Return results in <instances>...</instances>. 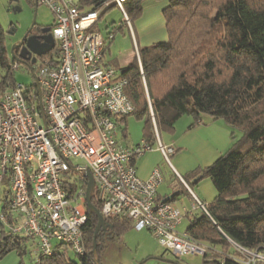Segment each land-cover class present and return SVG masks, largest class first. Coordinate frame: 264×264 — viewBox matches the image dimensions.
<instances>
[{
	"label": "built area",
	"instance_id": "obj_1",
	"mask_svg": "<svg viewBox=\"0 0 264 264\" xmlns=\"http://www.w3.org/2000/svg\"><path fill=\"white\" fill-rule=\"evenodd\" d=\"M126 1L112 0L105 7L118 5L132 31ZM37 2L54 14L56 44L36 64L42 103L37 86L17 83L0 95V224L10 237L32 239L39 254L52 256L63 246L66 258L69 251L84 255L90 222L84 176L90 171L106 221L130 219L133 228L150 232L177 259L205 256L209 249L178 228L187 215L200 211L210 216L208 204L182 179L192 198L190 209L159 201L161 172L156 169L142 179L135 166L155 148L170 163L176 148L162 143L156 127L154 146L143 140L127 147L119 139L116 119L132 115L135 107L125 93L127 81L104 54L106 39L96 28L103 9L83 11L77 0ZM13 67L17 70L19 64ZM70 172L84 182L71 198L65 189ZM240 250L244 264L264 261V253Z\"/></svg>",
	"mask_w": 264,
	"mask_h": 264
},
{
	"label": "trees",
	"instance_id": "obj_2",
	"mask_svg": "<svg viewBox=\"0 0 264 264\" xmlns=\"http://www.w3.org/2000/svg\"><path fill=\"white\" fill-rule=\"evenodd\" d=\"M110 1L77 0V4L83 11L103 9V16L116 5L106 8ZM145 1L124 3L132 26L142 15ZM156 1L167 3L163 15L168 40L139 47L142 68L137 57L123 68L107 62L127 81L125 93L135 107L132 115L116 122L119 127L128 117L144 121L143 140L153 146L157 143L155 127L160 135H172L176 122L185 116L193 119L191 129L210 117L242 133L211 166L193 170L183 180L193 190L201 180L210 178L217 192L208 204L210 216L200 211L185 216L189 237L223 254L217 257L209 250L203 264H244L246 255L240 249L264 253V0ZM124 26L128 27L125 22ZM5 36L0 25V95L18 83L13 67L18 62L10 58ZM26 65L30 73L36 74V65ZM30 87L36 88L35 81ZM123 134L126 136L125 128ZM75 178L72 172L65 178L69 198L84 183L79 176ZM179 181L183 190L176 191L169 202L185 193L190 196ZM92 203L101 210L98 191ZM97 222L96 216H90L84 233L86 252L75 254L79 261L66 258L64 250L68 248L59 246L52 256L39 254L36 264H95L93 238ZM109 222L112 227L97 237L101 263L106 244L120 241L133 229L128 218L117 217ZM0 229V259L16 252L24 264L28 243H36L28 237L8 236L1 224Z\"/></svg>",
	"mask_w": 264,
	"mask_h": 264
},
{
	"label": "rangeland",
	"instance_id": "obj_3",
	"mask_svg": "<svg viewBox=\"0 0 264 264\" xmlns=\"http://www.w3.org/2000/svg\"><path fill=\"white\" fill-rule=\"evenodd\" d=\"M35 10L36 4L33 0H0V25L5 30V44L9 52L12 47L20 43L28 34L35 17ZM54 22L55 17L50 8L38 5L36 25L48 28L53 27ZM124 22V14L121 8L118 5H114L103 14L97 23L96 28L106 39V47H108L105 54L106 60L115 64L118 63L120 66L127 64L135 55L138 59L140 68H142L140 57L137 55L139 52L137 53V47L134 44L132 32L128 27L124 26ZM111 35H114L113 40H109ZM14 78L19 84H23L27 87L34 84V78L30 73L28 66L24 63H20V68L15 71ZM143 126L144 121L137 120L134 117L128 118L130 139L126 144H133L140 142V140L141 142L143 141ZM230 131V139H232L231 141L233 143L241 138L242 133L238 130L230 128ZM161 136L163 139H169L172 135L171 133H164ZM209 147L211 148V146ZM227 150L222 153L213 150L210 155L202 151H190L184 154V166L186 165L192 170L206 168L211 166L217 159L224 155ZM171 161L174 163V159L171 158ZM165 164L175 177L171 165L168 162ZM172 175H170V180H172ZM179 180L180 179L175 177L173 183L179 184ZM199 185H202L205 189H209L210 187V189L216 193V189L210 178H205L194 186L193 189H195V192H197L196 187ZM169 189L170 187L165 184L161 190L162 194L169 192ZM188 196L189 195H186V193L179 196L177 201H175V204L179 208L186 207L190 209L192 198L190 196V198H188ZM187 225L188 220L185 218L179 230L184 231ZM53 244L55 245L56 242L54 241ZM106 245L108 247L101 256L102 264H203L204 261L203 256L200 255L177 259L162 248L150 232L146 230L138 231L135 228L123 235L120 241L110 242L109 245ZM210 251L217 257L223 256V254H219L214 250ZM38 255V246L36 244L32 245V243H28V254L23 256L24 264H36ZM68 256L73 260L79 261L78 257L72 251H69ZM19 262H21V259L18 254L16 252H11L2 261V264H19Z\"/></svg>",
	"mask_w": 264,
	"mask_h": 264
},
{
	"label": "crops",
	"instance_id": "obj_4",
	"mask_svg": "<svg viewBox=\"0 0 264 264\" xmlns=\"http://www.w3.org/2000/svg\"><path fill=\"white\" fill-rule=\"evenodd\" d=\"M166 6V2H158L156 0H146L144 2L143 13L140 18L135 21L134 25L132 26V31L130 30L133 35L134 44L137 47V51L139 47L149 46L168 40V33L166 29L167 25L163 15V10ZM134 58L135 55L127 64L120 66H128L130 63H132ZM128 118L123 121V123L119 124V139L124 146L134 147L139 144L141 140L140 142L133 144H126V142L130 139ZM192 124L193 119L191 117H183L176 122L175 132L169 137V139H163L161 136V141L163 144L174 146L176 148L175 155L171 157L174 159V163H172L170 159L169 164L171 165V169H173V174H175V177L180 180H183L184 175L193 171L186 165L184 166V154L190 151H202L210 155L213 150H217L219 153H222L229 149L233 143L231 141L232 139H230V127L223 121H214L210 117H204L197 126L191 129L190 126ZM124 128L126 129V136L123 134ZM209 146H211V148ZM166 162L167 161L163 157L162 153L156 148L146 153L143 157L137 159L135 162L137 173L142 179H148L152 172L156 169L161 172L164 182L158 189V199H160L162 202H167V199L174 195L176 191L180 189L183 190V186L180 183H173V179L175 180V177L166 167ZM170 175H172V180H170ZM165 184H167L170 189L169 192L162 194L161 190ZM196 189L197 192H195V189H193V193L199 200L206 204L211 203L217 195V192L215 193V191H212L210 187L209 189H205L202 185H199L196 187ZM186 195L188 194L186 193ZM188 198L190 197L188 196ZM172 202L176 203L175 201ZM182 223L179 226L178 231L186 232L189 224L184 231H181L179 229L182 226ZM5 257L0 259V264H2V261L5 259ZM19 264H21V262H19Z\"/></svg>",
	"mask_w": 264,
	"mask_h": 264
},
{
	"label": "water",
	"instance_id": "obj_5",
	"mask_svg": "<svg viewBox=\"0 0 264 264\" xmlns=\"http://www.w3.org/2000/svg\"><path fill=\"white\" fill-rule=\"evenodd\" d=\"M37 6H38V2L36 0L35 17H34L32 26H31L28 34L32 31V29L36 25ZM49 31H50V29L46 28L43 30V33L47 34V33H49ZM28 34L24 38V39H26L25 42L23 40V43L25 45L23 47H22V45L19 46V48H21V52L18 56H16L14 53V50L16 48L15 46L12 47V49L10 50L11 58L15 62L23 63V62L30 61L33 55L37 56V57L46 56L49 52H51L55 48V39H54V36L52 33L48 34V35H44V36L31 35L29 37H28ZM35 62H36V59L35 58L32 59V63L35 64ZM31 73H32L35 84H36L38 91H39L40 102L42 103V92H41V89L39 88L37 76L34 72H31ZM41 111H42L44 123H45V125H47V120H46V117L44 115V110H43L42 105H41ZM72 169L75 170L74 168H72ZM84 177L87 179V208H88V212H89L90 216H96L98 219V222L95 226L94 238H93L94 263L95 264H102L100 262L98 251H97V237L101 231L105 232L109 228H111L112 224L109 221H106L104 219V217L100 213V210L97 209L92 203L93 196L95 193V181L93 179L91 172L88 171ZM195 182L197 183L198 181L196 180ZM174 197H175V194L170 196L167 199V202L172 200ZM172 263H174V262H172Z\"/></svg>",
	"mask_w": 264,
	"mask_h": 264
},
{
	"label": "flooded vegetation",
	"instance_id": "obj_6",
	"mask_svg": "<svg viewBox=\"0 0 264 264\" xmlns=\"http://www.w3.org/2000/svg\"><path fill=\"white\" fill-rule=\"evenodd\" d=\"M33 1L35 2V0H33ZM35 4H36V3H35ZM48 28L50 29L49 33L44 34V33H43V30L46 29V28L39 27V26L35 25L34 28L32 29V31L28 34V37L31 36V35L44 36V35L51 34L52 31H53V29H52V27H48ZM23 40H24V42H25L26 39H23ZM23 40H22L20 43H18L17 45H15L16 48H15V50H14V53H15L16 56H18V55L20 54V52H21V48H19V46L22 45V47H23V46L25 45V44L23 43ZM55 44H56V43H55ZM34 58L36 59L35 64L32 63V59H34ZM38 61H39V57L33 55L30 61L23 62V63H24L25 65L31 63V64L34 66V65H36V64L38 63Z\"/></svg>",
	"mask_w": 264,
	"mask_h": 264
}]
</instances>
